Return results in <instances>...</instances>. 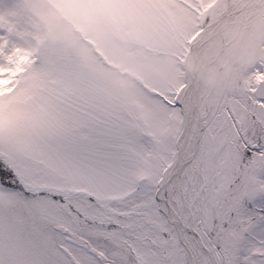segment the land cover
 Here are the masks:
<instances>
[{"label": "snow or ice", "instance_id": "obj_1", "mask_svg": "<svg viewBox=\"0 0 264 264\" xmlns=\"http://www.w3.org/2000/svg\"><path fill=\"white\" fill-rule=\"evenodd\" d=\"M123 3L144 45L186 52L229 46L220 22L255 10ZM0 264H264V62L234 84L192 76L120 102L0 31Z\"/></svg>", "mask_w": 264, "mask_h": 264}, {"label": "rangeland", "instance_id": "obj_2", "mask_svg": "<svg viewBox=\"0 0 264 264\" xmlns=\"http://www.w3.org/2000/svg\"><path fill=\"white\" fill-rule=\"evenodd\" d=\"M128 11L123 0H0V31L21 49L70 58L102 94L120 102L146 85L168 87L189 77L190 52L144 45L139 32L120 23ZM256 16L222 31L229 46L204 47L203 83L234 84L248 67L264 62V31ZM137 24L146 21L137 17Z\"/></svg>", "mask_w": 264, "mask_h": 264}, {"label": "bare ground", "instance_id": "obj_3", "mask_svg": "<svg viewBox=\"0 0 264 264\" xmlns=\"http://www.w3.org/2000/svg\"><path fill=\"white\" fill-rule=\"evenodd\" d=\"M263 3H264V0H241L242 7L247 5L249 8H254L255 10L249 11L244 16H241V17L222 20L219 24L220 32L222 33V31L228 26L240 28L241 24L244 21H247V22L253 21V19L255 18L257 14V8L263 5ZM217 46H218V43L213 45V49L216 50ZM203 57H204V48L194 49L193 51L190 52L189 59L187 62L188 63L187 69L189 72V77L195 76L200 79L204 76L205 68L203 65ZM211 65L212 67L213 65L216 66L215 63H212ZM213 70L215 71L214 67H213Z\"/></svg>", "mask_w": 264, "mask_h": 264}]
</instances>
